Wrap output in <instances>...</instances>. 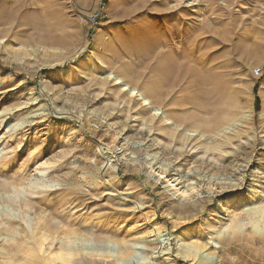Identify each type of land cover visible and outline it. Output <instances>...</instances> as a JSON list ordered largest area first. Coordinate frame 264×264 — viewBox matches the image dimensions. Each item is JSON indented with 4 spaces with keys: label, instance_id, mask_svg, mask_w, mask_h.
Returning <instances> with one entry per match:
<instances>
[{
    "label": "rangeland",
    "instance_id": "rangeland-1",
    "mask_svg": "<svg viewBox=\"0 0 264 264\" xmlns=\"http://www.w3.org/2000/svg\"><path fill=\"white\" fill-rule=\"evenodd\" d=\"M188 2L0 0V264H264V0Z\"/></svg>",
    "mask_w": 264,
    "mask_h": 264
},
{
    "label": "bare ground",
    "instance_id": "bare-ground-1",
    "mask_svg": "<svg viewBox=\"0 0 264 264\" xmlns=\"http://www.w3.org/2000/svg\"><path fill=\"white\" fill-rule=\"evenodd\" d=\"M186 2H188V0H186ZM194 2V1H193ZM188 5L190 4V6H191V4H192V0L190 1V2H188L187 3ZM11 16H7V21H9V20H11V18H10ZM149 26H146L145 28H144V30H143V34H147L148 32H149ZM125 32H127V31H124V30H122V29H119V31H118V37H122V36H125ZM129 32H131V31H129ZM193 35V34H192ZM185 39V38H184ZM168 66V67H167ZM166 67L167 68H164L162 71H161V77L157 80V84H161V83H163V84H165L166 83V81H168V72H171L172 71V63H170L169 65H167ZM191 73V72H190ZM110 77H112L116 82H117V84L118 83H120L121 85H122V87H123V89L124 90H127L129 93H131V94H134L135 96H138V97H140V98H142V93H140V92H138V91H136V90H134V89H131V87H128L127 86V84H125V83H123V81L118 77V76H115V75H112V74H108ZM195 76H196V82L198 83V87L197 88H195L194 90H193V95H194V98L192 99V102H194V104L193 105H197L198 106V108L199 109H202V108H200L201 106L203 107V106H205V99L206 98H208L209 96H211V93L210 92H206L205 93V87H206V84H209V82H211L212 80H213V76H211V74H208V72H204V71H202V70H198V71H195ZM176 77H178V76H176ZM177 79H179V78H177ZM181 79H182V77H181ZM177 82H178V80H177ZM182 82V81H181ZM214 83H215V80L213 81ZM211 84V83H210ZM194 86H196V85H194ZM208 86V85H207ZM214 86V85H213ZM215 87H217V85H215ZM214 87V88H215ZM207 88V87H206ZM208 89V88H207ZM210 89V88H209ZM210 91V90H209ZM212 91V90H211ZM167 97H168V94L166 95V97H164L165 99H167ZM164 99V100H165ZM201 100V102L202 103H197L195 100ZM189 100H191V99H189ZM145 102H146V100H145ZM189 103V102H188ZM200 121V120H199ZM263 122H264V113H263ZM201 123V122H200ZM205 124V123H204ZM200 125V124H199ZM201 126V125H200ZM245 174V173H244ZM241 176H242V174H241ZM243 178V180H245V176L244 177H242ZM243 182V181H242ZM242 182H241V185L242 186H244V183L242 184ZM258 182V181H257ZM9 185L8 184H4V187H8ZM237 187H240L239 185L237 186ZM244 188V187H243ZM241 190V189H240ZM244 190V189H243ZM242 192V191H241ZM253 192H254V199L255 198H257V196H256V194H257V192L258 191H256V190H253ZM245 198H243V197H240V198H232V199H230V200H228V203L227 204H225V205H223L220 209H218V210H216V214H218V213H220V212H230V215H231V218L232 217H234V214H235V212H236V210H237V207L239 206V205H241L245 200H244ZM237 206V207H236ZM215 213V212H214ZM230 221V220H229ZM225 225V224H224ZM227 225L229 226L230 224L229 223H227ZM226 228H227V226H226ZM155 235V234H154ZM188 236V235H187ZM193 238V237H192ZM182 240V238L180 239V241ZM179 241V240H178ZM209 241H210V243L213 245V246H215L216 248H218L219 247V243L213 238V237H210L209 238ZM181 244H184V245H188L189 244V242H188V238L187 237H185L184 238V240L182 241V243ZM214 258V257H213ZM212 257H211V259H213Z\"/></svg>",
    "mask_w": 264,
    "mask_h": 264
},
{
    "label": "built area",
    "instance_id": "built-area-1",
    "mask_svg": "<svg viewBox=\"0 0 264 264\" xmlns=\"http://www.w3.org/2000/svg\"><path fill=\"white\" fill-rule=\"evenodd\" d=\"M90 19L93 23L97 24L98 23V14L92 15Z\"/></svg>",
    "mask_w": 264,
    "mask_h": 264
}]
</instances>
